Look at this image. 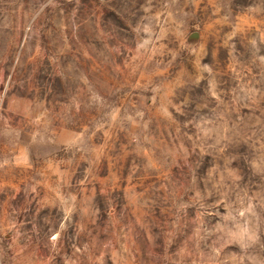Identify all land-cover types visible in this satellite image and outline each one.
Returning <instances> with one entry per match:
<instances>
[{"label":"rangeland","instance_id":"obj_1","mask_svg":"<svg viewBox=\"0 0 264 264\" xmlns=\"http://www.w3.org/2000/svg\"><path fill=\"white\" fill-rule=\"evenodd\" d=\"M0 264H264V0H0Z\"/></svg>","mask_w":264,"mask_h":264}]
</instances>
